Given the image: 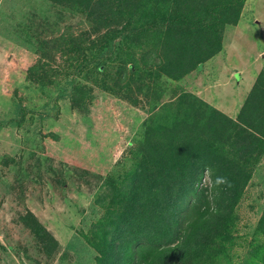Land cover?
<instances>
[{
    "label": "rangeland",
    "instance_id": "374dc122",
    "mask_svg": "<svg viewBox=\"0 0 264 264\" xmlns=\"http://www.w3.org/2000/svg\"><path fill=\"white\" fill-rule=\"evenodd\" d=\"M127 2L92 0L84 10L66 0H0V264H97L88 243L128 211L124 199L143 172L149 137L159 131L167 140L168 126L188 120L189 94L237 118L242 89L258 82L264 0L246 2L240 31L226 26L213 57L193 45L203 60L179 81L155 78L167 29L160 16L172 13L173 1ZM153 21L161 27L136 30ZM128 22L132 33L117 34ZM247 41L255 46L243 47ZM181 49L177 54L189 51ZM235 73L244 78L237 93L225 85ZM221 146L217 151L233 152ZM239 157L251 179L233 209L229 239L207 246V264H264V252L253 249L264 245V153L256 151L252 163ZM200 187L214 201L210 170Z\"/></svg>",
    "mask_w": 264,
    "mask_h": 264
},
{
    "label": "trees",
    "instance_id": "16d2710c",
    "mask_svg": "<svg viewBox=\"0 0 264 264\" xmlns=\"http://www.w3.org/2000/svg\"><path fill=\"white\" fill-rule=\"evenodd\" d=\"M67 1L83 6L84 10H89L92 2ZM167 1H173L176 6L168 16H160L167 29L161 50L155 52V58H161L155 68L158 71L155 78L162 79L163 76L179 81L203 60L200 51L192 49L193 45L200 44V49L206 47L208 53L204 57H213L220 52V34L226 26L237 25L248 0H226L227 5L223 0H190L196 3L189 6L185 0ZM221 1L224 7L217 9ZM130 2L123 4L124 7L133 5ZM179 4L186 7V13L181 11ZM153 22L151 26H147L150 22L147 25L145 22L135 29L144 32L161 27ZM131 28L128 22L117 34H130ZM177 47L180 51L182 47H188L189 51L177 54ZM149 61L143 58V64L148 68ZM258 82L243 102L237 118H231L189 94L188 120H177L171 129L168 126L170 138L167 140L159 131L149 137L148 147L143 149V172H136L130 194L124 199L125 202L129 199L126 202L128 211L114 215L105 233H96L99 242L88 243L99 253L97 264H207L208 257H204L207 246H212L217 239H229L233 209L251 179V171L244 169L236 157L239 155L240 159L252 163L256 151L264 153V87L261 86L264 69ZM177 91L175 95L183 93ZM192 109L198 110L196 117L191 115ZM200 109L209 111L201 113ZM221 145H231L227 150L233 152L217 151ZM208 170L215 193L212 202L205 189L200 187ZM115 194L118 192L114 191ZM191 211L193 217L188 222ZM260 223L264 235V215ZM109 236L111 240H108ZM85 238L88 242V237ZM253 249L255 254L264 252V245Z\"/></svg>",
    "mask_w": 264,
    "mask_h": 264
},
{
    "label": "crops",
    "instance_id": "0c3cea01",
    "mask_svg": "<svg viewBox=\"0 0 264 264\" xmlns=\"http://www.w3.org/2000/svg\"><path fill=\"white\" fill-rule=\"evenodd\" d=\"M259 18V17H258ZM258 18H255V20L254 21H256V23L257 24H260L261 25V21L260 20H258ZM246 19L245 18H243V15L241 14V18L239 19V21H238V23H237V25H231V26H228L227 28H233L234 30L233 31H235V30H238V31H240V28H241V25L244 23V21H245ZM248 21V20H247ZM252 27L253 28H255L254 26H253V24L251 25L250 24V22L248 21V23H247V28H251L252 29ZM261 27H262V25H261ZM226 28V29H227ZM226 33V32H225ZM262 37H264V31L262 32ZM253 38V37H252ZM264 40V39H263ZM250 41H252V39L250 38ZM243 47H248L249 48V46L250 45H254L255 46V43L254 42H249V41H247V42H243ZM227 49V48H226ZM241 49H242V47H241ZM258 54H262V55H264V49L262 50V52H261V50L260 51H258L257 52ZM248 55V54H247ZM263 60H264V58H262L261 59V62L264 64V62H263ZM245 61V60H244ZM228 64V66L230 67V62L229 63H227ZM240 75V73H235L234 74V76H233V78H231V76H229V79H231V81L230 80H225V82H227L225 85H228L229 87H234V86H237V89H235L234 90V88H233V93H237V92H239L240 90V85L243 83V80H244V78L242 77V83H241V80H239L238 78L240 77L239 76ZM247 88H245V89H242V90H244L243 92H242V94H241V92L239 93V94H241L242 95V97H241V104H240V106H239V108L240 107H242V105H243V102L246 100V98L248 97V95H249V93L251 92V90L252 89H250V87L251 86H246ZM220 111V110H219ZM226 115H228L227 113H225ZM229 117H231V118H234V116H232V115H228Z\"/></svg>",
    "mask_w": 264,
    "mask_h": 264
}]
</instances>
